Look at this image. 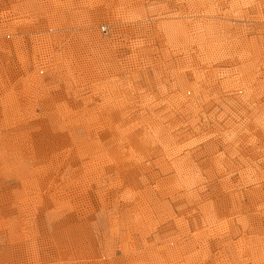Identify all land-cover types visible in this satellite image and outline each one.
Masks as SVG:
<instances>
[{
    "label": "rangeland",
    "instance_id": "1",
    "mask_svg": "<svg viewBox=\"0 0 264 264\" xmlns=\"http://www.w3.org/2000/svg\"><path fill=\"white\" fill-rule=\"evenodd\" d=\"M0 264H264V0H0Z\"/></svg>",
    "mask_w": 264,
    "mask_h": 264
}]
</instances>
